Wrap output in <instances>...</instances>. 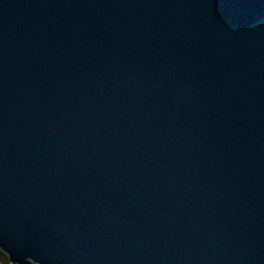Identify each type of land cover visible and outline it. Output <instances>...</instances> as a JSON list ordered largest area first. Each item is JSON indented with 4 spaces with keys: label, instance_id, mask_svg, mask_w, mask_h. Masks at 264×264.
Returning <instances> with one entry per match:
<instances>
[{
    "label": "water",
    "instance_id": "obj_1",
    "mask_svg": "<svg viewBox=\"0 0 264 264\" xmlns=\"http://www.w3.org/2000/svg\"><path fill=\"white\" fill-rule=\"evenodd\" d=\"M0 249L264 264V0H0Z\"/></svg>",
    "mask_w": 264,
    "mask_h": 264
},
{
    "label": "trees",
    "instance_id": "obj_2",
    "mask_svg": "<svg viewBox=\"0 0 264 264\" xmlns=\"http://www.w3.org/2000/svg\"><path fill=\"white\" fill-rule=\"evenodd\" d=\"M0 264H12L8 255H6L1 249H0ZM28 264H35V263L29 262Z\"/></svg>",
    "mask_w": 264,
    "mask_h": 264
}]
</instances>
